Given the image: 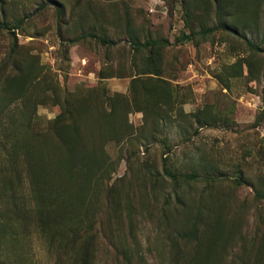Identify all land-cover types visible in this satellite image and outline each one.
<instances>
[{"label": "rangeland", "instance_id": "obj_1", "mask_svg": "<svg viewBox=\"0 0 264 264\" xmlns=\"http://www.w3.org/2000/svg\"><path fill=\"white\" fill-rule=\"evenodd\" d=\"M0 22V264H264V0H0ZM222 23L241 37L201 32ZM61 140L71 185L105 141L82 203Z\"/></svg>", "mask_w": 264, "mask_h": 264}, {"label": "trees", "instance_id": "obj_2", "mask_svg": "<svg viewBox=\"0 0 264 264\" xmlns=\"http://www.w3.org/2000/svg\"><path fill=\"white\" fill-rule=\"evenodd\" d=\"M15 28V26H10L9 24L0 22V29H5L8 32L13 34L12 29ZM224 30V31H228L236 36H240V34L234 30L233 28L229 27L227 24L222 23V24H218V25H213L209 28L203 29L201 30L202 33H209L215 30ZM194 32H190L189 34H186L184 32H182V34L176 39V41H183V40H190L192 39V37L194 36ZM263 35H264V26H263ZM88 37L87 33L86 34H82L80 37L78 38H74V39H70L69 43H73L75 41H77L80 38H85ZM96 39L104 45L107 46H117L120 44V40H115V39H110L104 36H95ZM246 43L249 47H251V49L260 52L261 48L259 45L251 42L250 40H246ZM132 45V47H134L136 50H139L141 48H145V47H157V46H163V45H168L170 44L168 39H154V40H150V41H146V42H136V41H132L130 43ZM66 110V109H65ZM70 112L68 110L63 111L62 113H60L55 121L53 126L56 124H61L63 122H65L66 120L70 121ZM106 118L104 117L103 119V123H105ZM69 125L71 127H75L76 125L72 122L69 123ZM57 136L60 137V133L58 132V128L55 129ZM100 140H97V142H99ZM87 142L89 143L88 146H92L91 148L88 147L86 144ZM82 141L81 145L84 148H87V150H85V152H82L80 154V160H82L84 163V178L82 181H80L79 183L75 184V185H71L72 184V153H71V149L70 147H68V150L66 152H59L58 150L60 149V146L62 147L64 145L63 140H61V145L59 144H55L54 146V157H55V164H56V168H57V175H58V180H60V183L64 186V184L68 187L73 189V187H76V196H74V199L77 202H81L85 197V191L88 189V187L90 186V177L92 175L93 169L99 167L100 169H103V166L106 164V159H105V152H104V142H99L98 146H95L93 142L90 141ZM60 170H62L63 172L61 173ZM171 176V174H168ZM173 177H177V176H171ZM259 196L261 198H264V193H259Z\"/></svg>", "mask_w": 264, "mask_h": 264}]
</instances>
